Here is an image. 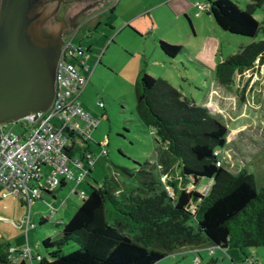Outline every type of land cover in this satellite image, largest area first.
<instances>
[{
	"label": "rangeland",
	"instance_id": "rangeland-1",
	"mask_svg": "<svg viewBox=\"0 0 264 264\" xmlns=\"http://www.w3.org/2000/svg\"><path fill=\"white\" fill-rule=\"evenodd\" d=\"M200 4L202 3L194 6L195 16L201 14L200 22L193 24L197 31L195 36L182 16L172 17L166 10H158L152 14L153 23L140 13L139 7H124L111 17H107L108 14L105 13L99 19V26L90 31L87 37L79 34L75 36L73 42L88 48V79L78 101L80 107L96 121L87 148V152L93 156L91 172L79 187L72 190L67 184L60 190L53 191V201L50 196L42 195L46 206L35 201L27 208L9 194L2 196L4 191L0 189V252L6 253L7 264H18L20 258L7 245L18 252L29 249L27 264H38L35 255L46 256L41 240L59 237L61 226L80 204L81 190L86 194L90 187L111 177L112 171L117 167L134 168V161H151L153 176L162 185L178 180L179 169L176 162L165 147L156 141L153 131L142 126L135 115V83L140 73L166 80L194 105L210 108L212 111L206 109L227 129L225 144L218 151L220 166L230 174L243 171L251 175L256 191L264 186V52L255 56L249 68L234 72L229 86L224 88L225 92L222 87L214 84L215 79L210 71L188 63L181 56L175 57L170 63L158 61L159 40L172 46L201 52L209 57L213 66L251 43L246 38L221 32L213 25L212 19L206 17L205 9H196ZM255 14L257 22L264 21V2ZM125 19L132 21L133 27H136L132 28L135 32L130 27L123 29L121 22ZM106 27L112 29L108 30ZM213 40L216 41V46L212 54L209 44ZM259 41H264L261 34L253 40L254 43ZM220 90L224 95L221 96ZM218 100L219 107L216 111L211 106L217 105ZM98 102L102 104V108L97 106ZM10 129L14 133L21 131L19 125H12ZM101 148H104L105 155H100ZM81 152L82 147H79L75 156L80 157ZM117 178L124 184L128 183L122 177ZM206 181L202 179L199 185H205ZM198 190L203 191V187ZM72 193H76L77 197ZM49 206L56 208L55 214L49 215ZM40 217L47 218L46 223L38 225ZM25 218L35 226L28 231L26 237L24 231L15 228ZM4 219L12 227L1 223ZM56 221H60L61 225L54 227L52 223ZM191 226L194 227V223ZM209 248L213 251L211 255ZM74 249L76 246L73 243H67L62 251L68 253ZM196 253L201 259L199 264H206L210 259L215 260L216 264H264L262 247L221 250L210 245L197 249ZM195 257L186 255L183 251L182 254L167 255L155 264H195Z\"/></svg>",
	"mask_w": 264,
	"mask_h": 264
},
{
	"label": "trees",
	"instance_id": "trees-1",
	"mask_svg": "<svg viewBox=\"0 0 264 264\" xmlns=\"http://www.w3.org/2000/svg\"><path fill=\"white\" fill-rule=\"evenodd\" d=\"M263 2L251 0L244 9L230 0L204 3L218 29L252 41L258 34L264 36V21L253 18ZM157 47L168 59L184 52L163 41ZM260 52H264V41H252L215 65L218 85L228 87L234 72L249 68ZM135 94L137 120L153 131L176 162L178 180L162 185L147 161H134V168H115L111 177L86 194L81 190L80 204L61 226L59 237L41 240L46 256L37 254L38 264H155L184 248H264V186L256 191L251 175L243 171L230 174L216 165L219 156L215 153L225 144V125L206 108L182 97L166 80L140 73ZM202 179L207 180L205 185L211 183L206 195L198 190L203 187L199 185ZM44 223L40 217L38 225ZM67 243L76 249L64 253ZM4 259L1 254L0 264ZM19 264L27 263L23 259ZM206 264L216 261L210 259Z\"/></svg>",
	"mask_w": 264,
	"mask_h": 264
},
{
	"label": "built area",
	"instance_id": "built-area-1",
	"mask_svg": "<svg viewBox=\"0 0 264 264\" xmlns=\"http://www.w3.org/2000/svg\"><path fill=\"white\" fill-rule=\"evenodd\" d=\"M206 4L196 6L206 10ZM88 48L73 42L71 36L61 43L54 72V94L46 111L28 114L9 125L0 126V189L2 196L9 194L25 205L39 199L41 192L52 191L60 185L79 187L91 171L93 156L85 149L96 127L89 113L84 111L78 98L87 83L86 64ZM97 62V60H96ZM102 107L101 103H97ZM19 125L21 131L14 133L10 126ZM82 147L80 157L75 153ZM101 148L100 155H105ZM218 154V151L215 153ZM220 166V158L216 162ZM211 183L203 186L206 195ZM73 192V191H72ZM76 195V193H72ZM82 197V192L79 198ZM49 215L56 208L49 206ZM25 228H34L23 221ZM17 253L27 258L28 250ZM209 254H213L209 248ZM196 264V262H194Z\"/></svg>",
	"mask_w": 264,
	"mask_h": 264
},
{
	"label": "water",
	"instance_id": "water-1",
	"mask_svg": "<svg viewBox=\"0 0 264 264\" xmlns=\"http://www.w3.org/2000/svg\"><path fill=\"white\" fill-rule=\"evenodd\" d=\"M55 11L49 0L0 2V126L50 106L62 43L49 26Z\"/></svg>",
	"mask_w": 264,
	"mask_h": 264
},
{
	"label": "crops",
	"instance_id": "crops-1",
	"mask_svg": "<svg viewBox=\"0 0 264 264\" xmlns=\"http://www.w3.org/2000/svg\"><path fill=\"white\" fill-rule=\"evenodd\" d=\"M206 0H116L113 8L111 9V11H109L107 14V17H111V15H115L117 10H121L122 8L124 7H133V9H136L139 7L140 10V13H143L142 15L144 16H147V18L149 19V21L154 22V19H153V12L155 11H158V10H166L168 12V14H170L172 17H177V16H182L186 22L188 23V26L189 28L191 29V32L192 34L195 36L196 34V29L194 28L193 24L194 23H199L200 22V19H201V14H197L195 16V4L196 3H202V4H205ZM231 2H233L237 8L239 9H244L245 6L247 4L250 3L251 0H230ZM205 11V15L206 17H209L211 18V16L209 14H207V9L204 10ZM256 11L253 13V18L256 20L255 16H256ZM106 18V17H105ZM212 19V18H211ZM131 20L130 19H125L124 21L121 22V26L123 27V29H126L127 27H130L131 29L134 28L136 29V27H133V23L132 21L130 22ZM106 21H104L105 23ZM108 24H110L109 21H107ZM213 22V21H212ZM213 25L218 28L214 22H213ZM109 26V25H108ZM107 28V27H106ZM105 28V29H106ZM108 30L112 29L111 27L110 28H107ZM132 29L134 32L135 30ZM220 30V29H219ZM221 31V30H220ZM222 32V31H221ZM224 33V32H223ZM161 41V40H159ZM249 42L251 40H248ZM253 41V40H252ZM251 41V42H252ZM210 47H209V50L212 49V54L213 52L215 51V46H216V41L213 40L212 43L209 44ZM206 46H208V41H206ZM184 49V52L181 54V55H178V56H181L183 58L186 59V61L188 63H193L195 65H198V66H201L202 68H205L207 69L208 71H210L211 75L213 74V69L215 66L212 65L211 63V60L209 59V57L203 55L201 52H196V51H193L192 49H189V48H183ZM159 56H158V61L160 62H163V63H170L171 60H173L174 58L172 59H168L166 58L165 56H163L161 54V52L159 51ZM177 57V56H176ZM168 61V62H167ZM214 76V75H213ZM215 79V78H214ZM215 85L217 86H220L218 85V83L214 82ZM222 86H220L221 88ZM222 90H224L225 92V89L222 87L221 88ZM217 90V89H216ZM222 90H220V93H221V96L224 95V93H222ZM219 100L217 101V105H212V109L213 110H218V107H219ZM207 109H210L208 107H206ZM211 110V109H210ZM212 111V110H211ZM91 140V139H90ZM90 143V141H89ZM85 145V149L87 151V148H88V145ZM151 162V161H150ZM204 186V185H203ZM58 191V190H57ZM55 192V191H54ZM42 195H47V196H50L51 197V200H55V197H54V193L53 191L49 194V193H46V192H41L40 194V197L38 200H36L37 202L39 201L40 203L42 204H46V202L42 199ZM19 201V200H18ZM35 202V201H34ZM34 202H31L30 205ZM21 204H24L22 202H20ZM53 203V202H52ZM25 205V204H24ZM30 205H26L27 208H30ZM46 206V205H45ZM55 214V213H54ZM41 218H44V217H41ZM46 221H47V218H44ZM25 219H23L24 221ZM2 222L1 223H4V224H8L11 226V224L9 222H7L8 220L7 219H4V220H1ZM54 223H60V221H56ZM29 224V223H28ZM12 227V226H11ZM17 230L19 231H24V236L26 237L28 231L30 230V228H25V224L24 222L21 224V223H18L17 226L15 227ZM7 247L9 248H13L14 247H11L9 245H7ZM201 249V248H199ZM28 250V254H30V251L29 249ZM196 250L197 249H188V248H184L180 251V253L182 254V252H186V255H192V256H196L195 259H194V262H196V264H199L200 262V258L198 257L197 253H196ZM178 253V254H180ZM189 253V254H188ZM1 254H5V259H4V264H7L8 262L6 261V253L5 252H0V255ZM19 255V254H18ZM20 257V256H19ZM35 258H37V254L35 255ZM23 260L21 257L19 258V262ZM32 260V259H30ZM197 260V261H195ZM18 262V264H19ZM24 263H27V258L24 259Z\"/></svg>",
	"mask_w": 264,
	"mask_h": 264
},
{
	"label": "flooded vegetation",
	"instance_id": "flooded-vegetation-1",
	"mask_svg": "<svg viewBox=\"0 0 264 264\" xmlns=\"http://www.w3.org/2000/svg\"><path fill=\"white\" fill-rule=\"evenodd\" d=\"M1 2V0H0ZM116 0H49L50 7H56L49 26L60 31V39L76 35L87 37L99 26V19L113 8Z\"/></svg>",
	"mask_w": 264,
	"mask_h": 264
}]
</instances>
